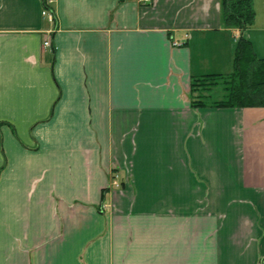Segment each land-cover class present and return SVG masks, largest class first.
<instances>
[{
  "label": "crops",
  "instance_id": "crops-1",
  "mask_svg": "<svg viewBox=\"0 0 264 264\" xmlns=\"http://www.w3.org/2000/svg\"><path fill=\"white\" fill-rule=\"evenodd\" d=\"M43 1L0 0V264H264V107L193 105L222 0Z\"/></svg>",
  "mask_w": 264,
  "mask_h": 264
},
{
  "label": "trees",
  "instance_id": "trees-1",
  "mask_svg": "<svg viewBox=\"0 0 264 264\" xmlns=\"http://www.w3.org/2000/svg\"><path fill=\"white\" fill-rule=\"evenodd\" d=\"M225 25L232 29L236 39L233 70L230 73L209 74L193 80V105L196 107H264V58H260L252 41L246 35L255 23V0H222ZM223 83L225 96L206 102L195 98L194 93L203 87L211 91Z\"/></svg>",
  "mask_w": 264,
  "mask_h": 264
},
{
  "label": "rangeland",
  "instance_id": "rangeland-1",
  "mask_svg": "<svg viewBox=\"0 0 264 264\" xmlns=\"http://www.w3.org/2000/svg\"><path fill=\"white\" fill-rule=\"evenodd\" d=\"M256 19L255 23L247 30L246 35L252 41L256 54L260 58H264V0H255ZM56 22V19L53 23ZM53 31V30H49ZM235 32V31H234ZM233 31H231V38L236 47V39ZM194 93L195 98L206 102H213L217 99H222L225 96L226 90L223 83L217 84L211 91L198 87Z\"/></svg>",
  "mask_w": 264,
  "mask_h": 264
},
{
  "label": "built area",
  "instance_id": "built-area-1",
  "mask_svg": "<svg viewBox=\"0 0 264 264\" xmlns=\"http://www.w3.org/2000/svg\"><path fill=\"white\" fill-rule=\"evenodd\" d=\"M142 2H151L152 0H141ZM53 3V0H44L43 1V11L42 14L43 16L47 17L50 21L54 22L56 19L55 13L52 8H50L51 4ZM52 31H47L43 46L46 48H51L52 47ZM174 44L176 45H182L183 42L180 41H175ZM112 186L114 187H119L120 182L116 176L113 177Z\"/></svg>",
  "mask_w": 264,
  "mask_h": 264
}]
</instances>
